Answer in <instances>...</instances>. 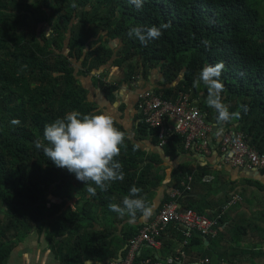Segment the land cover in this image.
Returning <instances> with one entry per match:
<instances>
[{
	"label": "trees",
	"instance_id": "1",
	"mask_svg": "<svg viewBox=\"0 0 264 264\" xmlns=\"http://www.w3.org/2000/svg\"><path fill=\"white\" fill-rule=\"evenodd\" d=\"M167 22L171 27L146 46L128 36L133 27H159ZM112 39L121 42L115 62L128 67V77L138 62L161 64L166 84L170 85L156 92L175 100L182 90L190 91L193 99H199L203 91V102L193 101L208 118L217 112L206 103L207 88L203 83L194 88L193 80L204 66L222 62V102L230 112L240 111L238 130L246 134L251 147L264 154V0H143L140 9L129 0H0V264H9L16 248L39 223L49 228L47 239L51 243H59L75 228L79 230L77 223L84 216L89 227L93 218L88 211L81 215L68 208L55 218L43 215L47 209L44 197L53 187L69 199L68 189L76 184L86 193L81 195L82 200L106 209L110 203L123 206L122 199L133 185L142 190L138 195L149 206L161 187V175L147 178L149 166L144 165V150L138 140L148 130L155 142L159 140L156 130L142 120L134 134L114 118L125 133L124 145L115 158L122 165L124 179L108 182L106 191L97 188L95 195L87 191L89 186L95 187L91 181L84 185L66 168L55 166L34 144L38 138L43 140L46 124L70 111H102L89 99L87 88L81 84L82 72H76L75 63H81L87 73L103 75L100 69L114 55L109 45ZM203 41H208V46ZM99 81L113 100L117 85ZM13 119L20 124H12ZM167 145L174 156L178 146L183 150V137L172 134ZM168 200L167 196L158 214ZM139 216L137 212L135 218ZM176 226L181 229L182 245L188 243L184 250L191 244L203 245L204 238L194 234L187 240L185 229ZM143 228L137 232L133 228L125 230L122 240L115 232L109 236L126 247ZM80 231L83 233L76 235L70 250L64 252V245L57 248L61 264L115 260L119 249L113 253L104 234L88 232L87 228L77 233Z\"/></svg>",
	"mask_w": 264,
	"mask_h": 264
},
{
	"label": "crops",
	"instance_id": "2",
	"mask_svg": "<svg viewBox=\"0 0 264 264\" xmlns=\"http://www.w3.org/2000/svg\"><path fill=\"white\" fill-rule=\"evenodd\" d=\"M109 45L114 51V55L100 69L102 76L96 75L92 71L85 72L86 69L81 66V63H75L76 72H82L80 74L81 84L87 88L89 99L97 103L102 111L111 114L127 129L137 134L136 127L141 121L138 111L140 92L145 89L158 91L163 86H169L170 83L166 84L161 64L143 65L138 62L135 71L128 77V67L115 62L116 54L121 48L120 40H109ZM104 78L109 84L117 83L116 96L113 100L108 98L100 84L99 80L104 81ZM178 80L176 79L172 83L176 84ZM200 99L203 102V91L200 92L199 99L193 100ZM205 115L207 114L205 113ZM208 119L214 125V132L209 136V146L212 152L208 156L186 152L179 146L176 150L177 154L173 156L168 152L170 146L167 144L160 146L157 141L155 142L154 135L150 130H148V134L138 140L144 150V165L149 166L147 178L153 179L159 174L163 179L161 187L149 202L151 208L149 215L123 220L122 216L111 211L109 207L108 209L101 208L96 202L86 203L84 199L82 200L81 197L86 193L83 192V187L81 189L76 184H71L68 189L69 199L63 193H57L56 187H53L48 197H44V201L45 198L47 199V209L43 210V215L47 214L48 218H55L62 216L68 208L81 215L87 211L90 212V217L93 220L89 223V227L84 221V216L77 223L79 230L87 228L88 232L104 234L107 237V243L111 246V251L115 253V249H119L114 255L115 260H121L127 246H122L118 240L114 241V237L109 236L110 233L114 234L115 232L122 240L125 230L133 228L137 232L139 228L153 222L163 201L176 187L177 180H183L184 174L193 175L195 180L192 190L185 192L182 189L181 205L183 208H191L196 212L200 211L207 217H213L234 197L239 198L226 211L223 232L215 240L203 239L202 246L191 244L184 250L181 229L172 225L163 234L162 250L155 252L144 247L142 259L152 257L156 261L172 260L175 264H206V260L210 262L209 264H264V171L226 164L219 148L221 138L228 130H238L239 122L235 118L228 122H220L217 120L216 114ZM49 208L52 209V213H48ZM48 229L39 223L29 238L16 248L9 264L12 263L14 256L19 251L22 253L26 251L20 264H61L57 248L64 245V252L67 249L70 250L74 246L76 235L83 233V231L77 233L79 230L75 228L61 238L59 243H51L47 239ZM112 260V258L89 260L84 264H107Z\"/></svg>",
	"mask_w": 264,
	"mask_h": 264
},
{
	"label": "built area",
	"instance_id": "3",
	"mask_svg": "<svg viewBox=\"0 0 264 264\" xmlns=\"http://www.w3.org/2000/svg\"><path fill=\"white\" fill-rule=\"evenodd\" d=\"M99 75V74H98ZM104 81L105 78L103 79ZM116 84V83H112ZM138 111L141 120L150 128L156 130L159 145L168 143L172 134L183 137V149L186 152L208 156L211 154L209 136L214 132V125L202 109L193 101L190 91L182 90L177 99L165 98L154 90H143L139 94ZM220 152L226 164L233 167L256 169L264 171V154H260L249 145L248 137L243 131L228 130L221 138ZM194 176L186 174L178 188L174 187L159 214L153 222L148 223L126 247L125 257L112 260L107 264H175L174 261H156L152 258L139 261L142 249L148 247L160 252L163 244L162 234L170 225H180L185 229V237L190 240L194 234L204 239L215 240L223 232L224 217L227 209L239 198L225 204L213 217L199 214L193 209H185L179 203L183 191L192 190ZM185 246L188 243H184ZM206 264L210 262L205 261Z\"/></svg>",
	"mask_w": 264,
	"mask_h": 264
},
{
	"label": "clouds",
	"instance_id": "4",
	"mask_svg": "<svg viewBox=\"0 0 264 264\" xmlns=\"http://www.w3.org/2000/svg\"><path fill=\"white\" fill-rule=\"evenodd\" d=\"M129 3L135 5L137 9L143 7V0H129ZM72 7L76 5L72 4ZM169 27L171 22L163 23L159 27L155 25L148 28L133 27L128 31V36L138 39L142 45L146 46L150 40L158 39L162 35V30ZM203 43L205 46L209 44L208 41ZM223 68L222 62L204 66L193 80V87H199L203 83L208 93L207 105L216 110L218 121L228 122L234 118L239 119L241 113L240 111L230 112L222 102L221 93L224 86L219 77ZM244 111H247L246 107ZM11 123L19 125L20 121L13 119ZM124 142L125 133L116 126L111 114L105 111L81 114L74 110L68 112L63 118H57L54 122L46 124L43 140L38 138L34 144L55 166L66 168L84 185L91 181L95 187L89 186L87 191L95 195L97 188L106 191L108 182L124 179L122 165L115 159L120 155ZM141 191L133 185L129 194L122 199L123 206L110 203L109 209L122 217L127 215L133 219L137 212L144 216L149 215L151 208L146 204L145 199L138 195Z\"/></svg>",
	"mask_w": 264,
	"mask_h": 264
},
{
	"label": "rangeland",
	"instance_id": "5",
	"mask_svg": "<svg viewBox=\"0 0 264 264\" xmlns=\"http://www.w3.org/2000/svg\"><path fill=\"white\" fill-rule=\"evenodd\" d=\"M48 27V26H47ZM48 29L50 30V28L48 27ZM99 78V77H98ZM50 193L47 194V197ZM47 213V211H46ZM15 252V251H14ZM26 251H24L25 253ZM24 253H22V251H19L15 256L14 259L12 260L11 264H20L21 261H23V257H24ZM14 254V253H13ZM12 254V255H13ZM23 264V263H22Z\"/></svg>",
	"mask_w": 264,
	"mask_h": 264
},
{
	"label": "water",
	"instance_id": "6",
	"mask_svg": "<svg viewBox=\"0 0 264 264\" xmlns=\"http://www.w3.org/2000/svg\"><path fill=\"white\" fill-rule=\"evenodd\" d=\"M208 122L213 123L211 120H208Z\"/></svg>",
	"mask_w": 264,
	"mask_h": 264
}]
</instances>
